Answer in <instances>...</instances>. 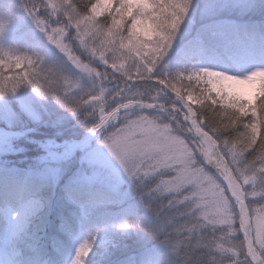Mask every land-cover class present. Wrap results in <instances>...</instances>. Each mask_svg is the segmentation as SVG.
<instances>
[{"label":"snow or ice","instance_id":"6c2138e0","mask_svg":"<svg viewBox=\"0 0 264 264\" xmlns=\"http://www.w3.org/2000/svg\"><path fill=\"white\" fill-rule=\"evenodd\" d=\"M0 264H264V0H0Z\"/></svg>","mask_w":264,"mask_h":264},{"label":"trees","instance_id":"16d2710c","mask_svg":"<svg viewBox=\"0 0 264 264\" xmlns=\"http://www.w3.org/2000/svg\"><path fill=\"white\" fill-rule=\"evenodd\" d=\"M37 153H35V152H32V153H30V155H36ZM13 159H15V157H12Z\"/></svg>","mask_w":264,"mask_h":264}]
</instances>
